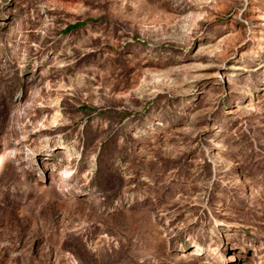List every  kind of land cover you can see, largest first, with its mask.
Returning <instances> with one entry per match:
<instances>
[{
	"label": "rangeland",
	"instance_id": "1",
	"mask_svg": "<svg viewBox=\"0 0 264 264\" xmlns=\"http://www.w3.org/2000/svg\"><path fill=\"white\" fill-rule=\"evenodd\" d=\"M0 264H264V0H0Z\"/></svg>",
	"mask_w": 264,
	"mask_h": 264
},
{
	"label": "trees",
	"instance_id": "2",
	"mask_svg": "<svg viewBox=\"0 0 264 264\" xmlns=\"http://www.w3.org/2000/svg\"><path fill=\"white\" fill-rule=\"evenodd\" d=\"M75 27H76V25H70L69 29H72V28H75Z\"/></svg>",
	"mask_w": 264,
	"mask_h": 264
},
{
	"label": "bare ground",
	"instance_id": "3",
	"mask_svg": "<svg viewBox=\"0 0 264 264\" xmlns=\"http://www.w3.org/2000/svg\"><path fill=\"white\" fill-rule=\"evenodd\" d=\"M55 115H56V116H58V115H59V113H58V112H56V113H55ZM56 118H57V117H56ZM53 122H55V118H54V121H53Z\"/></svg>",
	"mask_w": 264,
	"mask_h": 264
}]
</instances>
